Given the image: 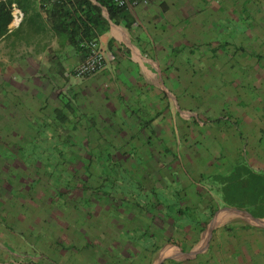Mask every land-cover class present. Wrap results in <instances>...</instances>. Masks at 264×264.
<instances>
[{"label": "crops", "instance_id": "crops-1", "mask_svg": "<svg viewBox=\"0 0 264 264\" xmlns=\"http://www.w3.org/2000/svg\"><path fill=\"white\" fill-rule=\"evenodd\" d=\"M32 2L35 10L24 12L21 25L12 32L7 25V35L0 38V89H4L0 108H22L25 111L17 109V113L41 123H52L61 104L75 108L77 117H83L87 143L83 145L109 141L113 152L124 153L128 175L133 161L127 144L137 143L146 180H136L141 190L165 191L167 178L179 185L177 208L167 214L156 199L144 203L150 208L119 194L95 200V212L89 210L87 215L100 220L92 223L83 218L80 236L68 237L66 242L74 250L63 252L67 262L118 264L112 245H121L122 235L141 227L155 242L153 250L143 249L148 254L146 264L190 263L209 249L212 264H237L236 256L231 257L236 248L244 264H264V0H150L133 11L124 9L113 19L98 0ZM67 11L74 15L66 16ZM248 18L255 22L249 30L254 41L248 44L251 39L237 33L233 35L235 48L217 51L213 41L217 31ZM69 19L74 21L76 39L69 38L73 30L63 23ZM104 19L107 29L102 31ZM225 36L232 41L231 35ZM79 38L83 43L96 40L106 55L105 68L89 78L73 76L86 51L76 43ZM13 83L15 102L7 96ZM202 115L206 121L197 123ZM177 123L183 126L177 134L181 147L175 159H169L163 157L159 145L172 135L170 130ZM52 130L64 132L61 127ZM148 156L154 160L147 162ZM17 199L16 203L23 201ZM121 201L135 208L126 214L118 212L123 210ZM68 207L63 204L58 212L70 211ZM23 208L28 209L24 202ZM51 209L55 208L32 202L30 212L18 215V221H31L30 216L36 223H25L22 229L45 232L55 227ZM135 211L152 212L151 222L145 221L146 213L139 221ZM185 211L209 215L195 223L184 218ZM101 215L107 216L106 221ZM46 220L52 222L45 224ZM206 226H210L208 244L193 245ZM47 241L42 237L31 246L41 253L42 243L50 246ZM107 248L105 261L102 254ZM131 248L127 245L124 250ZM129 250L123 259L129 257ZM31 258L23 263L34 264L33 259H38ZM4 260L15 264L9 256Z\"/></svg>", "mask_w": 264, "mask_h": 264}, {"label": "rangeland", "instance_id": "rangeland-1", "mask_svg": "<svg viewBox=\"0 0 264 264\" xmlns=\"http://www.w3.org/2000/svg\"><path fill=\"white\" fill-rule=\"evenodd\" d=\"M253 23L255 22L250 18L244 21L230 22V26L223 28V32L217 31V35L213 39V41L217 43V51L224 53L227 51L228 47L235 48L233 44V35H237V33H242L243 36L245 35V38L242 39H251L252 36L249 30ZM225 35H231L232 41L230 42L229 38ZM252 41H254V39L248 41V44ZM3 90L4 89H0V94L2 95H4ZM15 92L16 89L13 83V89L7 90L8 99L14 100L16 97ZM60 101H62V103L68 102L62 98H60ZM17 109L18 108L12 105H9L7 111L0 108V112H2V114H0V264L5 261L4 259L6 256L14 259L15 264H24L23 259L27 260L28 258L30 259L27 261H31V257L38 258L37 260L33 259L34 264H69L67 262V255L63 256V252L74 250V247L66 242L68 237L72 238L75 237V235L80 236L82 227H84L83 218L92 223L100 220L99 217H92V214L87 215V212L90 210L94 213L97 202H101L108 197L111 199L117 194L129 198V201H136L141 204L142 207L147 208H150V205L144 203L146 201H151L152 203V199H156L165 206L161 212L165 214L169 213V211L175 212L177 208L176 202L178 201L176 191H178L179 187L176 182L167 178V180H165L167 182L165 183L168 184V189H165V191L159 190V188L148 191H145V189L141 190L139 184L136 183V180L139 179L144 182L146 181L142 176L144 171L141 163L142 159L138 157V152L141 149L138 147L136 148V142H128L127 144V146L131 148V150H128V154L131 151L130 157L133 161V165L128 166L132 171L131 174L128 175L130 171L127 172L125 169L127 160L124 158V153L121 151L118 153L113 152V150L109 148V141L101 140L99 143L90 141L89 146L83 145L86 143L83 141L82 134L83 117H77V109H71L61 104L58 108L57 117L55 116L52 118V123H49L48 120L44 121V123L37 122L31 115H20L17 113ZM18 110L25 111L22 108ZM145 111L151 112L148 108H145ZM194 118H196V116H194ZM76 119L77 122L75 121ZM178 119H180V113H178ZM33 121L34 123H32ZM198 121L203 122L206 121V119L202 115L198 116L197 123ZM191 123H193V120H191ZM54 127L64 128V132L57 133L52 130ZM74 127L81 128H78V131H73ZM182 128L183 126L180 123L173 125V129L170 130L171 133H169L172 135H168V139L161 142L159 145L163 149V157L175 159L181 147L179 143L180 137H178L177 134L181 132ZM35 134L39 136H35ZM47 134L59 135L50 137ZM38 138H40V140ZM96 143H98L97 146ZM146 147H149L148 144H146ZM153 160V158L150 159V156H148L147 162H152ZM166 168L168 172H170L168 175L171 174V177L174 178L171 169L165 165V169ZM70 170L72 172H70ZM118 171L120 172L117 173ZM35 179L37 183L33 182ZM35 188L36 190H34ZM171 194L174 197H172ZM17 198L23 201H18L19 203H16L15 200ZM95 200L97 201L96 203L94 202ZM23 202L28 209H22ZM32 202H35V206L39 203L42 205L45 203L46 206L50 205L52 208H55L54 211L51 209V213L55 212L54 215H52L53 219H55V227L49 228L45 232H43L44 230L39 231L37 228L32 231L30 229L28 231L22 229V227H24L23 224L27 226L25 223H31V221L32 224L36 223L30 216L29 219L31 221H18V215L30 212L29 207L32 206ZM63 204H67L70 211L64 212V210H59L58 212L59 207ZM119 207L123 210L118 212L124 214L129 213V211L132 212L131 207L135 208L131 202L127 203V201H121ZM116 209L120 210L118 208ZM6 211L8 214L5 213ZM147 212H145V214L144 212L135 211L133 214L138 220L139 218L142 220L145 214L147 215L145 221L151 222V215H153V213L150 211ZM161 212L159 211V213ZM187 212L184 218L189 221L191 220V222L194 221L195 223L198 220H206L209 215ZM105 214L109 215L110 213ZM101 216L104 217L102 221H106L107 216ZM123 216L124 215L120 217L122 218ZM92 218H94V220ZM69 221L71 225H62L64 223H69ZM51 222L52 221L48 222L46 220L44 223L50 224ZM203 224L204 222H201V226ZM209 227L210 226L205 227L201 237L197 238L193 245L203 246L208 244L210 238L208 237ZM144 233L141 227L135 228V230L130 229L127 234L119 238V243H121V245H112L113 250L115 249L114 255L118 253L115 256L119 258L118 264L147 263L148 254L143 252V249L145 248L148 251L153 250V244L155 242L152 238L144 235ZM42 237H44L46 241L49 239L47 243L50 246L42 243L45 247H43L44 249L41 253H37L34 247L31 246V243L33 244L34 240L39 243ZM73 239L72 242H75ZM22 243L23 247L21 246ZM127 245L134 248L130 250L126 249L127 251L129 250L130 254H127V256H129L128 258L123 259L122 255H125L123 253L126 252L124 249ZM93 248H95V246ZM98 248L101 249V247ZM135 248H137V250ZM107 250L108 252H103L102 254L105 261L108 260L106 258H108L109 248H107ZM232 254L234 255H231V257L236 256V259H238L236 261L237 264H244L239 260L241 254L237 248L234 249ZM210 255H212V249H209L207 253L199 255L193 262L183 264H203L204 261L207 262V264H212L214 260L209 259ZM262 256L264 258V254ZM40 258H42L43 261L40 260Z\"/></svg>", "mask_w": 264, "mask_h": 264}, {"label": "built area", "instance_id": "built-area-1", "mask_svg": "<svg viewBox=\"0 0 264 264\" xmlns=\"http://www.w3.org/2000/svg\"><path fill=\"white\" fill-rule=\"evenodd\" d=\"M50 4H58L60 0H43ZM112 2L127 11H133L140 5H146L150 3V0H112ZM11 18L8 23V31L12 32L17 29L23 19L24 11L15 3L10 4ZM85 57L74 68L73 76L77 79L89 78L102 71L106 66V55L99 42L96 40H90L84 43Z\"/></svg>", "mask_w": 264, "mask_h": 264}, {"label": "trees", "instance_id": "trees-1", "mask_svg": "<svg viewBox=\"0 0 264 264\" xmlns=\"http://www.w3.org/2000/svg\"><path fill=\"white\" fill-rule=\"evenodd\" d=\"M98 1L106 8L107 12L109 13L110 19H113L116 14H119L124 10L116 6L112 2V0H98ZM12 2H16L18 6L21 7L25 13L28 12L29 10H32L33 5H34L32 0H0V38L5 37L7 35V25L11 18L10 4ZM57 7H59L61 10L63 9L61 6H57ZM57 7H54L53 9H57ZM33 10H35V8ZM65 15L68 17H71V15H74V13L67 11L65 12ZM63 23H66L69 26V28L72 29L74 21L71 22L69 19V20L63 21ZM106 29H107V20L104 19V26H103L102 31H105ZM74 31L75 30L73 31L70 30L69 38L72 39L74 37L73 35ZM97 31H100V30H97ZM90 38H93V37H90ZM73 39H76V38H73ZM76 43L79 45L81 49H83V45H84L83 38L82 39L79 38Z\"/></svg>", "mask_w": 264, "mask_h": 264}]
</instances>
